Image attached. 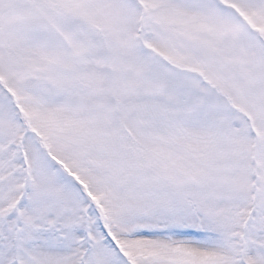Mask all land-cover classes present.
Here are the masks:
<instances>
[{"label":"snow or ice","instance_id":"obj_1","mask_svg":"<svg viewBox=\"0 0 264 264\" xmlns=\"http://www.w3.org/2000/svg\"><path fill=\"white\" fill-rule=\"evenodd\" d=\"M0 264H264V0H0Z\"/></svg>","mask_w":264,"mask_h":264}]
</instances>
